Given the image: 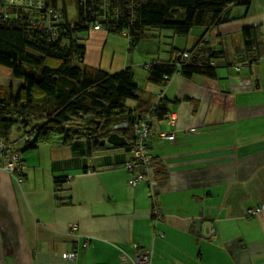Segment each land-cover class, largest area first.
<instances>
[{
  "label": "crops",
  "instance_id": "1",
  "mask_svg": "<svg viewBox=\"0 0 264 264\" xmlns=\"http://www.w3.org/2000/svg\"><path fill=\"white\" fill-rule=\"evenodd\" d=\"M243 2L190 43L206 34L222 52L214 78L174 74L144 90L125 36L82 34L86 65L130 66L141 107L162 99L167 114H150V177L128 185L125 144L93 142L83 130L22 149L21 177L0 169V264H134L145 250L150 264H264V207L247 216L264 202V0ZM246 26L256 27L255 49L244 44ZM160 36L145 45L150 61L170 57L157 52Z\"/></svg>",
  "mask_w": 264,
  "mask_h": 264
},
{
  "label": "trees",
  "instance_id": "2",
  "mask_svg": "<svg viewBox=\"0 0 264 264\" xmlns=\"http://www.w3.org/2000/svg\"><path fill=\"white\" fill-rule=\"evenodd\" d=\"M0 0V66L22 80L13 89L0 84V136L28 139L32 148L49 134L89 133L93 142L117 132L133 137V125L144 111L162 118L167 110L162 99L143 105L130 66L114 72L83 62V32L101 23L109 33L125 31L129 48L141 39L157 37L162 29L188 35L193 27H210L229 20V8L244 0H74L76 16H68L66 0ZM54 15H56L54 17ZM247 49L258 47L256 27L242 29ZM201 35L188 49H171L167 60L144 65L148 82L165 86L174 74L190 78H214L215 61L222 52ZM254 48H251L253 47ZM186 53V56H184ZM128 99L137 102L134 109ZM137 107L140 110L136 111ZM141 114L136 115L135 112ZM87 115L84 126L71 127L72 116ZM127 123V127L113 125ZM76 126V125H75ZM67 138V137H66ZM128 149V142L124 145Z\"/></svg>",
  "mask_w": 264,
  "mask_h": 264
},
{
  "label": "built area",
  "instance_id": "3",
  "mask_svg": "<svg viewBox=\"0 0 264 264\" xmlns=\"http://www.w3.org/2000/svg\"><path fill=\"white\" fill-rule=\"evenodd\" d=\"M30 1V0H24ZM37 2H40L38 0ZM56 15H54L55 17ZM93 28L96 30L103 29V25L99 23H94ZM122 34H125V31H122ZM204 38H206L204 36ZM186 56V53H184ZM154 108L151 107L147 111H144L141 115V118L138 119L137 122L133 125V137L128 139V151L130 153V158L125 161L124 167L128 172V185H136L140 181H147L149 179V171L151 165V156L148 151L147 146V138L149 136V126H150V114L151 110ZM167 120L168 122L173 123L175 116L173 114H168ZM125 128L127 127L126 122H122L120 124L113 125V129L115 128ZM159 136L161 138L173 139V133L160 132ZM28 139L27 136H19L15 139H6L0 136V169L6 170L10 173L18 174L21 177L23 172L24 164L21 157L20 144L23 143L24 140ZM264 207V202H262L257 207H250L247 210V216H251L259 212L260 209ZM62 256L67 260H73L75 257L74 252H65ZM151 255L149 251H141L138 257L133 260L134 264H150Z\"/></svg>",
  "mask_w": 264,
  "mask_h": 264
},
{
  "label": "rangeland",
  "instance_id": "4",
  "mask_svg": "<svg viewBox=\"0 0 264 264\" xmlns=\"http://www.w3.org/2000/svg\"><path fill=\"white\" fill-rule=\"evenodd\" d=\"M66 6L68 11V16L70 19H73L74 16H76V10H75V4L74 0H66ZM201 27H193L188 35L181 36V35H174L173 32L170 29H162L160 30L161 36L159 40V49L158 53H160V57H169L171 53V49L173 47H176L177 49H183V48H189V45L192 44V39L194 36V33L197 32V30ZM90 29H94L92 26ZM96 30V29H95ZM103 29H101L102 31ZM85 33V34H84ZM83 33V37L87 34V32ZM120 35L125 36L124 34L120 33ZM99 35H92L90 36V39L98 38ZM126 37V36H125ZM150 39L154 38H146L141 39L138 44L134 47L132 51H130L133 56L129 58V61L133 63V67L135 68V81L138 83L141 87L146 90L145 82H148L147 80V74L146 69L144 67V63L152 62L150 59H154L155 56H152L151 53H146L148 51L145 47L146 44H150L148 41H153ZM101 41V40H96ZM117 40L115 39V42ZM191 43V44H190ZM117 48V51L120 47V43L116 42L114 44ZM161 47V49H160ZM109 50V48L105 49ZM111 53V51H110ZM110 56V54H109ZM112 67L114 68L115 65L113 64ZM0 84L3 87H8L9 85L13 89H17L20 85H22V80L20 78L13 77L11 75V72L8 68L4 66H0ZM132 100L128 99L126 102L127 107H132ZM86 118L87 115H80V116H72L71 120L69 121L71 127H78V126H84L86 124ZM76 125V126H75ZM12 138H18V132H16L15 126H13L11 130V136Z\"/></svg>",
  "mask_w": 264,
  "mask_h": 264
},
{
  "label": "water",
  "instance_id": "5",
  "mask_svg": "<svg viewBox=\"0 0 264 264\" xmlns=\"http://www.w3.org/2000/svg\"><path fill=\"white\" fill-rule=\"evenodd\" d=\"M105 141L109 142L114 146H121L126 143L125 137L117 132L110 133L105 140H101V143H104Z\"/></svg>",
  "mask_w": 264,
  "mask_h": 264
}]
</instances>
